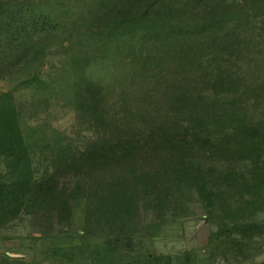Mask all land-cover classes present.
Returning <instances> with one entry per match:
<instances>
[{"label": "rangeland", "instance_id": "rangeland-1", "mask_svg": "<svg viewBox=\"0 0 264 264\" xmlns=\"http://www.w3.org/2000/svg\"><path fill=\"white\" fill-rule=\"evenodd\" d=\"M28 1L41 3L59 31L2 58L0 110L14 93L34 179L58 173L64 159L156 126L178 136L188 127L217 146L184 156L201 167L202 183L183 186L184 200L165 215L142 204L122 225L99 216L86 221L81 199L68 223L23 210L0 220V258L264 264V11L255 0ZM133 4L137 16L126 21L122 9ZM74 73L85 74L82 84L71 80ZM4 156L0 151V186L13 180L12 159ZM59 175L62 185L75 183L74 172Z\"/></svg>", "mask_w": 264, "mask_h": 264}, {"label": "trees", "instance_id": "trees-1", "mask_svg": "<svg viewBox=\"0 0 264 264\" xmlns=\"http://www.w3.org/2000/svg\"><path fill=\"white\" fill-rule=\"evenodd\" d=\"M12 2L0 0L2 63L3 57H17L23 53L26 45L35 44L59 31V24L47 14L41 3L28 0H15L14 4ZM255 3L256 10L262 13L264 0H255ZM135 5L122 9L123 14H126L123 15L126 21L137 16V12L133 10ZM142 16L145 17V13ZM71 77V80H77L81 84L86 79L85 74L81 76L74 73ZM33 79L37 81L36 78ZM95 98L96 96L93 97L94 100ZM16 102L14 93H8L7 103L0 110V151L4 157L12 159L14 166L12 182L0 186V220L3 221L12 220L24 210L28 211L32 219L42 215L46 221L51 217H58L61 222L68 223L72 216V204L79 199L85 201L86 221L99 216L100 219L122 225L135 212L142 211V204L146 212L149 209L161 217L170 211L174 202L184 200L183 186L196 182L199 187L202 183L201 167L190 166L187 164L189 159L184 156L200 152L205 146L213 151L217 146L214 138H205L195 131L190 134L188 127L181 126L183 132L178 136L156 126L149 133L143 131V134L133 138L129 135L119 136L118 140L103 144L102 148L87 150L86 155L64 159L61 166L53 170L58 173L51 172L37 180L30 168L26 143L19 130ZM248 135L252 136V133ZM176 159L177 162L173 163L170 170V164ZM143 165L145 169L142 168ZM136 166L140 169L135 170L131 176L122 175V171ZM66 171L76 175L71 187L60 184L62 177L59 173ZM90 176H100L104 183L96 187L90 181ZM122 177L130 180L126 181L124 178V182ZM168 184L177 186L169 188Z\"/></svg>", "mask_w": 264, "mask_h": 264}, {"label": "crops", "instance_id": "crops-1", "mask_svg": "<svg viewBox=\"0 0 264 264\" xmlns=\"http://www.w3.org/2000/svg\"><path fill=\"white\" fill-rule=\"evenodd\" d=\"M0 264H30V263L22 259L3 257L0 258Z\"/></svg>", "mask_w": 264, "mask_h": 264}]
</instances>
